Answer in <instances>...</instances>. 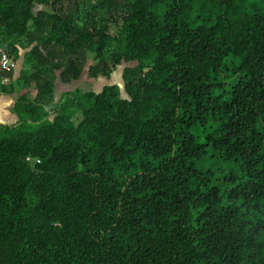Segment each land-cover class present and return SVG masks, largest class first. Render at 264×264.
I'll return each mask as SVG.
<instances>
[{
  "label": "trees",
  "instance_id": "1",
  "mask_svg": "<svg viewBox=\"0 0 264 264\" xmlns=\"http://www.w3.org/2000/svg\"><path fill=\"white\" fill-rule=\"evenodd\" d=\"M0 45V264H264V0H0Z\"/></svg>",
  "mask_w": 264,
  "mask_h": 264
},
{
  "label": "rangeland",
  "instance_id": "2",
  "mask_svg": "<svg viewBox=\"0 0 264 264\" xmlns=\"http://www.w3.org/2000/svg\"><path fill=\"white\" fill-rule=\"evenodd\" d=\"M122 68L123 66L119 67L112 75L111 79L107 80L105 78H91L89 77L87 74H84L77 82L73 83V84H61L58 82V86H57V90H56V98H58L60 96V93L69 88V87H73L75 85H79L81 86L82 89H100L104 83H120L122 82ZM13 98L14 95L12 96ZM1 104V103H0ZM2 105V104H1ZM5 108L2 112V114H5L6 112ZM12 120V117H5L0 119V122H4V123H10V121Z\"/></svg>",
  "mask_w": 264,
  "mask_h": 264
},
{
  "label": "built area",
  "instance_id": "3",
  "mask_svg": "<svg viewBox=\"0 0 264 264\" xmlns=\"http://www.w3.org/2000/svg\"><path fill=\"white\" fill-rule=\"evenodd\" d=\"M17 62L12 58L7 48L0 45V70L3 72L1 75V81L3 83L8 82V74L15 70ZM39 162V160H37Z\"/></svg>",
  "mask_w": 264,
  "mask_h": 264
},
{
  "label": "crops",
  "instance_id": "4",
  "mask_svg": "<svg viewBox=\"0 0 264 264\" xmlns=\"http://www.w3.org/2000/svg\"><path fill=\"white\" fill-rule=\"evenodd\" d=\"M0 119L4 118L5 117H12V120L10 121L11 122H14L16 119H17V116L16 114L13 112V106H14V98L12 96H1L0 97ZM5 108H8L6 109V112L5 114H2L3 110Z\"/></svg>",
  "mask_w": 264,
  "mask_h": 264
}]
</instances>
